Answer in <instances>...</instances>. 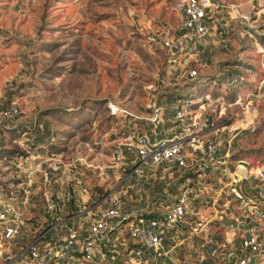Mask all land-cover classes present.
<instances>
[{
	"label": "built area",
	"instance_id": "built-area-1",
	"mask_svg": "<svg viewBox=\"0 0 264 264\" xmlns=\"http://www.w3.org/2000/svg\"><path fill=\"white\" fill-rule=\"evenodd\" d=\"M259 5L173 0L177 26L151 40L169 96L146 114L108 102L106 149L42 146L38 120L0 98V264H264V147L240 155L264 129ZM246 36L260 67L236 63ZM232 39L239 50L203 73Z\"/></svg>",
	"mask_w": 264,
	"mask_h": 264
},
{
	"label": "rangeland",
	"instance_id": "rangeland-1",
	"mask_svg": "<svg viewBox=\"0 0 264 264\" xmlns=\"http://www.w3.org/2000/svg\"><path fill=\"white\" fill-rule=\"evenodd\" d=\"M239 1L244 8L264 6L262 0ZM172 6L173 0H0L1 101L14 100L28 120L54 129L42 146L91 142L106 149L114 123L108 102L146 114L169 96L164 92L170 89L162 87L167 55L151 40L177 26ZM255 23L264 34V13ZM243 40L242 60L236 63L260 67L253 39ZM240 45L232 39L226 47H211L202 72H211ZM217 105L214 100L206 107V117H214ZM260 128L244 144L250 149L242 158L260 157ZM1 135L8 143L10 136Z\"/></svg>",
	"mask_w": 264,
	"mask_h": 264
},
{
	"label": "trees",
	"instance_id": "trees-1",
	"mask_svg": "<svg viewBox=\"0 0 264 264\" xmlns=\"http://www.w3.org/2000/svg\"><path fill=\"white\" fill-rule=\"evenodd\" d=\"M38 124L42 126V131H37L36 132V141L38 143H42L43 141H45L47 139V133L49 132L50 134V126L45 123V122H42V120H39L38 119ZM11 137H14L15 135L14 134H10Z\"/></svg>",
	"mask_w": 264,
	"mask_h": 264
}]
</instances>
